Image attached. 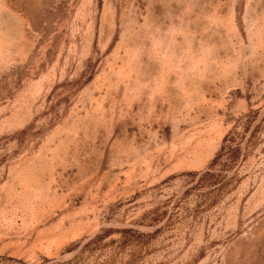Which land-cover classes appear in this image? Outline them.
I'll use <instances>...</instances> for the list:
<instances>
[{"label":"rangeland","instance_id":"obj_1","mask_svg":"<svg viewBox=\"0 0 264 264\" xmlns=\"http://www.w3.org/2000/svg\"><path fill=\"white\" fill-rule=\"evenodd\" d=\"M0 264H264V0H0Z\"/></svg>","mask_w":264,"mask_h":264},{"label":"trees","instance_id":"obj_2","mask_svg":"<svg viewBox=\"0 0 264 264\" xmlns=\"http://www.w3.org/2000/svg\"><path fill=\"white\" fill-rule=\"evenodd\" d=\"M223 150L226 151V154H229L230 155V158H233V156H234V149L228 148V147L227 148L224 147V148H222V152H223ZM219 154H221V151L218 153V155L216 156V158L214 159V161L212 162V164H214L217 161V157L219 156ZM208 174L209 173H205L204 174V177L205 176H208Z\"/></svg>","mask_w":264,"mask_h":264}]
</instances>
